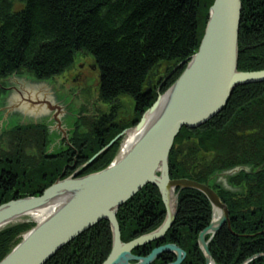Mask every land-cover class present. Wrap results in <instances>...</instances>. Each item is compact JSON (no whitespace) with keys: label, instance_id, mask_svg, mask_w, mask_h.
I'll list each match as a JSON object with an SVG mask.
<instances>
[{"label":"trees","instance_id":"16d2710c","mask_svg":"<svg viewBox=\"0 0 264 264\" xmlns=\"http://www.w3.org/2000/svg\"><path fill=\"white\" fill-rule=\"evenodd\" d=\"M212 2L0 0V82L13 74L51 80L68 72L75 58L82 56L95 63L98 97L108 106L97 117L81 120L77 128L83 127L86 134L74 133L76 152L68 147L56 156L44 154L47 134L39 125L15 126L0 134V204L40 195L58 178L69 177L125 129L136 125L197 52ZM241 4L237 68L240 72L262 71L264 0H241ZM158 67L163 74L152 79L148 91L147 78ZM119 99L130 101L129 112L117 103ZM118 145L116 141L85 166L80 176L107 167ZM168 166L171 180L198 183H206L214 173L235 166L254 170L261 166L256 175L240 173L230 179L233 186H243L242 194L213 187L219 189L228 207L230 230L236 235L258 233V251L264 252V83L235 88L213 119L196 129L182 128L169 153ZM209 215L210 207L201 194L193 190L179 193L176 219L193 217L188 226L194 230L206 223ZM164 216L158 189L145 186L118 210L121 241L155 230ZM136 220L142 230L134 232L139 227ZM254 222L257 230L252 229ZM31 226L21 224L0 232V261ZM230 232L225 227L217 234L220 246H235V235ZM239 240L242 244L245 239ZM111 246L109 224L101 221L46 264H102ZM242 250L248 254L237 264L256 248L244 244Z\"/></svg>","mask_w":264,"mask_h":264},{"label":"water","instance_id":"95a60500","mask_svg":"<svg viewBox=\"0 0 264 264\" xmlns=\"http://www.w3.org/2000/svg\"><path fill=\"white\" fill-rule=\"evenodd\" d=\"M241 7V0H213L198 50L188 59L179 78L157 97L135 127L116 136L89 161V163L93 161L126 134L124 143L121 144L119 153L111 164L100 171L80 176L85 165L70 177L58 178L38 196L14 199L0 204L2 232L21 225L29 213L53 204L55 199H61L57 207L53 205V210L49 211L46 218L34 221L35 226L21 235L19 242L0 264H46L59 250L101 221L108 222L112 242L110 253L102 264H151L160 254L166 252L176 254L178 259L173 264H179L181 251L173 245L154 249L145 258H137L131 251L165 234L175 220L178 194L183 190L199 192L210 204L211 221L199 234V244L205 255L206 264H214L203 238L207 234L213 237L220 231L228 223L229 213L226 205L211 187L216 186L226 192L242 194L243 186L235 188L230 184V179L241 172L256 175L260 173L262 167L254 170L249 166H235L214 173L206 183H198L187 179L171 180L168 157L182 128L196 129L213 119L226 106L235 88L264 83V70L240 72L237 68ZM154 71L148 77V84L155 75ZM14 77H18L19 80ZM27 77L36 80L28 75L13 74L8 77L15 81L16 86L6 89L5 97L0 98V113L6 120L0 122V129L5 125L7 127L8 121L13 123L14 121H10L13 116L18 119L19 117L39 119L46 116L48 111H54L55 129L66 138L64 137L66 131L73 129L72 125L69 129L63 127L64 123L66 127L69 124L65 121L68 113L65 112L62 126L60 118L63 115L59 107L50 106L40 91L21 90L20 85L29 81ZM148 114L152 117L156 114L150 124L147 123ZM19 125L45 124L41 121L27 123L22 121ZM131 133L134 139L127 143V150L121 155L122 146ZM48 152L47 155H50ZM149 184L158 189L166 217L156 230L140 239L123 243L117 212ZM214 209L220 210L215 223L212 220ZM262 257L264 254L254 255L242 264H250Z\"/></svg>","mask_w":264,"mask_h":264},{"label":"rangeland","instance_id":"374dc122","mask_svg":"<svg viewBox=\"0 0 264 264\" xmlns=\"http://www.w3.org/2000/svg\"><path fill=\"white\" fill-rule=\"evenodd\" d=\"M208 13H209V9H208ZM208 13H207V19H208ZM206 23H207V20H206ZM205 26H206V24H205ZM185 67H186V64H185ZM154 72H155V75L152 79H156L157 76L163 74V71L161 70L160 67H158ZM19 76H21V75H19ZM14 79L19 80L18 77H14ZM27 81L28 82L22 83L20 85L21 90L23 91V89H28V90L40 91V93L45 96V98H46L47 102H49L50 106L59 107V109H60L59 111L63 115L60 118L61 122H62V126L64 123L63 117L65 116V112L68 113L65 121L68 122L69 124L66 127L65 123H64L63 127L69 129L70 126L72 125L73 129H71V130L69 129V131H66L65 136H64L66 138H63V134L60 131L58 132L55 129L56 123L53 120L54 111H48L46 113V116H43L42 118H39V119H25L22 117L21 118L19 117V119H18L16 116H13V118L10 121H14V122L12 123V122L8 121V124H7L8 126L6 127V125H5V127L3 129H0V130H2V131H0V134L4 133L5 131L10 130L12 126H15V125L20 126L19 124H21L22 121L24 123H27L30 121L31 122H34V121L40 122L41 121V122H44L45 125H39V126H43L46 129V134H47V142H46L44 154L47 155V152L50 151V153L48 152L49 154H51L52 156H56L57 154L63 152V150L68 151V147H69L70 151L76 152L78 149L75 148V146L72 142L74 133L77 131V133L81 136L86 134V130L83 127L77 128L78 125L81 124V120L87 119V118H95L99 115V113H102L103 111L108 110V106L103 104L99 100V97H98L99 96V73H98L97 67H96L95 63L93 62V60L91 58L77 56L75 58L74 66L68 72L64 73L63 75L58 76L54 79L45 81V82H38L36 80H33V79L27 77ZM15 86H16L15 81H13L12 78L8 79V77H7V78L1 80V82H0V93L1 92L2 93L0 94V98L2 96L5 97V95L7 93L6 89H8L9 87L11 88V87H15ZM148 90H151V87H149ZM13 92L14 91H12V93ZM162 94H160V95H162ZM0 102H1V100H0ZM117 103H119L121 107L123 106L124 111H126L125 113L129 112L128 111L130 108V104H129L130 101L129 100L119 99V101ZM1 121H6V120H4V116L2 115V113H0V122ZM136 125L129 127L125 130L131 129V128L135 127ZM33 126H38V125H33ZM53 127H54V130H53ZM49 131L51 132V134H49ZM125 137H126V134H125V136H123V138L117 140V141H119V145H118L117 151H116L112 161L118 155L119 150H120V146H121V144L124 143ZM100 151H98L96 154H98ZM92 158H90L87 162L84 163V165L78 167L76 170H74V167L70 165L71 169L74 170L72 173L74 174L77 170L81 169L85 165L86 166L89 165L92 162L91 161L89 163V161ZM112 161L110 162V164L112 163ZM86 175H88V174H86ZM234 187L240 188L241 185L240 186H234ZM211 188H212V190L215 189L214 187H211ZM217 190H219V189H217ZM180 192H182V191H180ZM164 210H165V207H164ZM228 213H229V211H228ZM210 214H211V211H210ZM165 217H166V212H165ZM228 219H229V216H228ZM229 221L230 220H228V224H229ZM22 224H32V226L28 230L32 229L35 226V223L30 221V219H28V220L25 219ZM27 231H25V232H27ZM24 233H22L21 235H23ZM21 235L18 237L19 240H20Z\"/></svg>","mask_w":264,"mask_h":264},{"label":"flooded vegetation","instance_id":"af4514ba","mask_svg":"<svg viewBox=\"0 0 264 264\" xmlns=\"http://www.w3.org/2000/svg\"><path fill=\"white\" fill-rule=\"evenodd\" d=\"M65 171H66V167L63 169L61 177L63 176ZM241 177H243V175H240V178ZM240 184H244L243 180H241ZM213 191L217 194L218 198L222 201V199L220 197V193H219L220 191L217 189H213ZM203 198L205 199L204 196H203ZM196 199H198V198H196ZM222 203H223V201H222ZM223 204L226 205L225 203H223ZM188 205L193 207V206H195V203H188ZM208 205L210 207L209 203H208ZM210 211H211V207H210ZM228 216H229L228 220H230L229 221V224H230L231 223L230 215H228ZM164 218H165V216H164ZM184 219H186V222L184 221ZM192 220L194 221L195 219H193V217L192 218H189V217L180 218V219L175 218L172 225L168 228V230L165 232V234L162 237L157 238L155 240H151L148 243H145L143 245H140V246L134 248L131 251V254L137 258H145L154 249H157V248H160V247L166 246V245H173L181 251V254H180L181 261L179 264H206L205 255H204V253L200 247V244H199V234L209 225L210 220H211V214L209 215L208 221H206V223H204V224L202 223L199 226V228H196L194 230L190 229L188 226V223ZM144 221L145 220H143V222ZM138 222L139 221L136 220L135 223L137 224ZM143 222H141V223H143ZM229 224L226 223L222 228L226 227L229 232L231 231L230 233L235 235L234 237L236 240H235V246L233 248H226L224 246H220L219 243L216 241V239L218 240V236H219L217 234L222 230V228L220 231H218L216 234H214L213 237H211L210 234H207L203 238V242L206 243L208 252H209L210 257L212 258L214 264H237L238 261L245 256V254H248V252H246L247 250L246 251L242 250L244 244L245 245L249 244L252 249L256 248L255 253L251 254L250 256H247L246 259H248L254 255L264 254V252L258 251V237L256 235L258 233L251 234V235H236L232 230H230L231 225H229ZM137 225L139 227L137 229H135L134 232H136L140 229L142 230V227L139 224H137ZM252 225H253L252 229H254V230L258 229V224L256 222L252 223ZM146 234H148V233H146ZM146 234L138 235L137 237H134L133 239H131L127 242H124V243H129L133 240L140 239V238L144 237ZM230 236H232V235H230ZM240 238L245 239L242 244L239 240ZM177 259H178V256L176 254L171 253V252H166V253L160 254L158 256V258L155 259L151 264H173L174 262H176ZM242 263L243 262H241L240 264H242ZM132 264H134V263H132ZM250 264H264V257L257 258L254 261H252Z\"/></svg>","mask_w":264,"mask_h":264},{"label":"bare ground","instance_id":"6f19581e","mask_svg":"<svg viewBox=\"0 0 264 264\" xmlns=\"http://www.w3.org/2000/svg\"><path fill=\"white\" fill-rule=\"evenodd\" d=\"M204 30H205V27H204ZM204 33V31H203ZM203 37V36H202ZM202 39V38H201ZM201 41V40H200ZM194 55V54H193ZM192 55V56H193ZM191 56V57H192ZM188 64V63H187ZM149 77V76H148ZM147 87L149 88L151 86V82L150 84H148V78H147V83H146ZM148 90V89H147ZM167 95V94H166ZM165 100V98H163V101ZM162 101V102H163ZM161 105V104H160ZM156 114H154V116H149V114L147 115V123L150 124L152 122V120L154 119ZM147 124V125H148ZM134 139V136L133 134H128V137L126 139V143L122 146V152H121V155L125 153V151L127 150V143L130 141H132ZM129 142V143H130ZM9 202V201H8ZM53 204L49 205V206H46V207H42L41 209H39L38 211H35V212H31L27 215L26 219H30V221L34 222V221H41L43 220L44 218H46L49 214V211L53 210V205L55 207H57L60 203H61V199L58 198V199H55L53 202ZM118 213V212H117ZM48 214V215H47ZM220 215V210L219 209H214L213 210V217H212V220H213V223H215V220L218 218V216ZM23 236V235H22Z\"/></svg>","mask_w":264,"mask_h":264}]
</instances>
